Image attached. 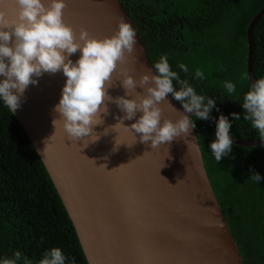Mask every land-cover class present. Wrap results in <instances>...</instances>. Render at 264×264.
I'll use <instances>...</instances> for the list:
<instances>
[{
  "label": "water",
  "instance_id": "water-1",
  "mask_svg": "<svg viewBox=\"0 0 264 264\" xmlns=\"http://www.w3.org/2000/svg\"><path fill=\"white\" fill-rule=\"evenodd\" d=\"M16 11L14 0H7L6 15L13 18ZM262 16L264 9L248 30L251 81L256 80L253 31ZM63 19L77 35L86 28L99 38L111 36L121 19L136 31L134 50L125 54L108 89L112 97L125 94L121 72L139 79L151 69L153 63L142 37L121 0H66ZM79 55L78 51L71 59L75 61ZM38 80L26 89L15 115L62 197L89 264H245L208 175L196 129L188 137L155 149L150 141L141 142L140 134L134 133L135 138L123 126L104 134L105 128L117 122V116H123L116 104L109 102V113L101 114L104 123L94 128L100 139L85 146L83 139L67 137L62 121L56 126L52 123L66 81L62 71L45 73ZM136 91L143 93L139 87ZM167 100L184 111L171 94ZM161 107L164 117H179L167 101ZM140 115L138 112L124 124L130 126ZM207 121L216 129L213 117ZM231 136L238 145H264L260 139ZM194 138L198 146L192 143ZM186 140H190L189 149Z\"/></svg>",
  "mask_w": 264,
  "mask_h": 264
},
{
  "label": "trees",
  "instance_id": "trees-1",
  "mask_svg": "<svg viewBox=\"0 0 264 264\" xmlns=\"http://www.w3.org/2000/svg\"><path fill=\"white\" fill-rule=\"evenodd\" d=\"M130 14L154 64L168 54L173 70L188 79L198 93L217 99L211 112L242 113L248 75V30L264 9V0H121ZM255 78L264 77V16L253 31ZM188 66L187 73L178 67ZM205 79H194L195 70ZM225 81L237 85L238 101L226 97ZM208 175L237 241L245 264H264V145H233L217 162L210 142L215 128L197 119ZM230 133L243 140H258L256 130L243 119ZM258 172L257 184L249 178ZM43 238V239H42ZM61 247L67 264H89L78 233L42 158L15 113L0 102V260L15 251L38 264L43 252ZM23 264V261L19 262Z\"/></svg>",
  "mask_w": 264,
  "mask_h": 264
},
{
  "label": "clouds",
  "instance_id": "clouds-1",
  "mask_svg": "<svg viewBox=\"0 0 264 264\" xmlns=\"http://www.w3.org/2000/svg\"><path fill=\"white\" fill-rule=\"evenodd\" d=\"M14 3L16 15L9 18L5 12L7 0H0V102L11 113L21 106L29 85H37L38 78L45 73L60 71L66 81L59 102L54 106L53 111L58 115L52 123L56 126L58 120L62 121L67 137L73 141L83 139L85 146L89 141L100 139L94 128L104 123L101 114L106 116L109 113V102L115 103L123 116H117V122L105 128L104 134L110 129L115 131L116 126H123L133 134H140L141 142L150 141L153 149L170 144L176 138L190 136L196 128L195 121L209 119L212 110L217 108V99L198 93L188 79H182L173 70L166 53L161 54L139 79L121 72L119 80L125 94L112 97L108 89L114 84L118 65L126 59V53L133 52L136 44V31L131 24L121 19L115 33L103 38L91 35L86 28H81L77 35L63 19L66 0H14ZM78 51L80 55L73 61L71 57ZM178 67L185 73L189 71L184 63ZM193 78L203 80L205 73L197 69ZM137 87L143 89V93L137 92ZM223 88L227 98L238 101L233 99L239 95L235 83L225 81ZM167 94H171L184 111L176 109L167 100ZM164 101L179 113L177 119L163 116L161 105ZM238 102L242 113H231V120L221 113L216 119L215 139L209 146L217 162L231 153L234 140L230 129L242 114L264 143V77L251 81L243 93L242 102ZM138 112L142 115L130 126L124 124L125 120H133ZM195 138L191 141L198 146ZM189 141H185L188 149ZM116 144L121 143L116 141ZM249 178L257 184L262 179L255 171ZM21 261L32 264L17 250L12 258L0 260V264H19ZM67 262L64 250L53 246L43 252L38 264Z\"/></svg>",
  "mask_w": 264,
  "mask_h": 264
}]
</instances>
